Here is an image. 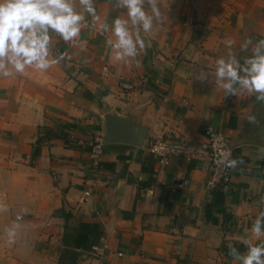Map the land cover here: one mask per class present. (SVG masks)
I'll return each mask as SVG.
<instances>
[{"label": "crops", "instance_id": "0c3cea01", "mask_svg": "<svg viewBox=\"0 0 264 264\" xmlns=\"http://www.w3.org/2000/svg\"><path fill=\"white\" fill-rule=\"evenodd\" d=\"M161 3L165 14L150 35L141 33L146 47L136 58L116 61L101 34L125 11L115 0H94L99 21L93 25L85 14L90 26L77 40L51 34L63 61L44 72L0 76V203L8 209L0 212V264H69L58 263L64 214L72 225L96 226L92 244H105L101 256L76 249L74 264H238L229 245L243 253L242 239L264 240L251 234L264 211V146L233 145L232 158L242 163L230 168L215 196L200 153L206 126L230 140L250 113L258 123H248L249 134L264 139V103L225 96L214 78L228 40L242 63L250 55L240 50L244 38H264V0ZM201 70L208 81L196 80ZM104 112L126 116L147 133L143 146L102 144L96 166L90 143L101 136ZM60 120L70 126L69 144L52 139L32 157L37 126L58 129ZM166 136L191 143L194 154L159 162L146 145ZM14 224L9 243L5 228Z\"/></svg>", "mask_w": 264, "mask_h": 264}, {"label": "clouds", "instance_id": "9594fccd", "mask_svg": "<svg viewBox=\"0 0 264 264\" xmlns=\"http://www.w3.org/2000/svg\"><path fill=\"white\" fill-rule=\"evenodd\" d=\"M0 0V76L11 77L26 74V69L47 71L65 59L64 53L54 54L52 35L70 43L80 37L82 28L90 26L86 15L94 25L99 21L94 0ZM115 7L124 10L126 18L115 17L111 25L104 23L101 34L105 35L106 45L113 50L116 61L136 58L145 47L141 33L150 35L154 26L161 22L165 14L161 0H115ZM111 35H107L108 33ZM234 41L226 42L227 57L215 61L214 78L216 86L225 96L247 94L264 103V38L254 40L245 37L240 44L242 52H250L243 62L232 51ZM210 73L201 70L196 80L208 81ZM247 120L257 124L256 114H249ZM218 163L228 168L237 167L242 161L231 158V153L222 148L216 149ZM264 204V198L260 201ZM7 206L0 203V212ZM22 219L16 216V221ZM18 224L5 228L9 243L15 242V228ZM251 234L264 237V211L255 218ZM246 252L241 253L234 245H229V255L238 264H264V240L253 244L249 240L240 241Z\"/></svg>", "mask_w": 264, "mask_h": 264}, {"label": "built area", "instance_id": "2783aa9c", "mask_svg": "<svg viewBox=\"0 0 264 264\" xmlns=\"http://www.w3.org/2000/svg\"><path fill=\"white\" fill-rule=\"evenodd\" d=\"M124 87L128 85L123 84ZM206 137V142L200 145L201 157L208 163V177L205 181L207 189L213 188L222 189L226 185L229 179L230 168L220 165L218 163L217 148L231 153L232 150L228 146V139L219 131L212 130L209 126H206L203 130ZM146 148L149 152L153 153L159 162H162L171 156H184L194 154V149L191 143L185 140L175 137H161L147 142ZM102 151V144L100 138H94L93 142L90 143V157L93 164H96L99 160ZM182 182V181H181ZM85 196H88V192H83ZM105 244L97 245L92 244L90 250L96 256H101L104 252ZM120 255V253H117Z\"/></svg>", "mask_w": 264, "mask_h": 264}, {"label": "trees", "instance_id": "16d2710c", "mask_svg": "<svg viewBox=\"0 0 264 264\" xmlns=\"http://www.w3.org/2000/svg\"><path fill=\"white\" fill-rule=\"evenodd\" d=\"M60 128L58 129H49L45 126H37V132L33 143L31 144V156L36 157L39 153V147L43 143H49L52 139H59L64 145L69 144L67 139V130L69 129V124L67 122L59 121ZM96 166L100 165V162L95 164ZM220 189L213 188L211 189L212 196L217 195ZM209 208V204H208ZM207 213V207H206ZM67 215H63V225H62V235L61 243L62 248L58 254V263L67 259L70 263H75V260L80 254V250H86L90 247L92 243L98 238L99 234L97 233L96 226L88 225L85 223H78L72 225L67 222Z\"/></svg>", "mask_w": 264, "mask_h": 264}, {"label": "water", "instance_id": "95a60500", "mask_svg": "<svg viewBox=\"0 0 264 264\" xmlns=\"http://www.w3.org/2000/svg\"><path fill=\"white\" fill-rule=\"evenodd\" d=\"M248 123L247 116L241 119L238 132L227 142L230 148L241 142H252L264 146L263 138L257 139V136L249 134L250 126ZM146 133L147 128L145 126L136 124L126 116H120L113 112H104L102 115L101 144L124 143L133 146H143Z\"/></svg>", "mask_w": 264, "mask_h": 264}, {"label": "rangeland", "instance_id": "374dc122", "mask_svg": "<svg viewBox=\"0 0 264 264\" xmlns=\"http://www.w3.org/2000/svg\"><path fill=\"white\" fill-rule=\"evenodd\" d=\"M92 142H93V141H92ZM92 142H91V143H92Z\"/></svg>", "mask_w": 264, "mask_h": 264}]
</instances>
